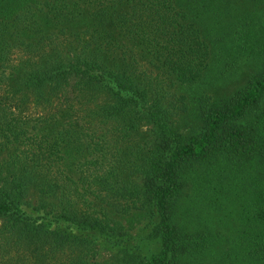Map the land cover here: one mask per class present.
Wrapping results in <instances>:
<instances>
[{
  "label": "trees",
  "instance_id": "16d2710c",
  "mask_svg": "<svg viewBox=\"0 0 264 264\" xmlns=\"http://www.w3.org/2000/svg\"><path fill=\"white\" fill-rule=\"evenodd\" d=\"M0 264H264V0H0Z\"/></svg>",
  "mask_w": 264,
  "mask_h": 264
},
{
  "label": "rangeland",
  "instance_id": "374dc122",
  "mask_svg": "<svg viewBox=\"0 0 264 264\" xmlns=\"http://www.w3.org/2000/svg\"><path fill=\"white\" fill-rule=\"evenodd\" d=\"M247 74H245L239 81H237L234 85L233 88L239 87V85H242L244 81H246Z\"/></svg>",
  "mask_w": 264,
  "mask_h": 264
}]
</instances>
